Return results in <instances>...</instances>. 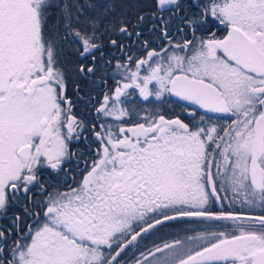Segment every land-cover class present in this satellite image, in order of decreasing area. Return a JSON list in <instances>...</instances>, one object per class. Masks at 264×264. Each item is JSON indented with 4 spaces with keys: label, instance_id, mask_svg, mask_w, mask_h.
<instances>
[{
    "label": "snow or ice",
    "instance_id": "1",
    "mask_svg": "<svg viewBox=\"0 0 264 264\" xmlns=\"http://www.w3.org/2000/svg\"><path fill=\"white\" fill-rule=\"evenodd\" d=\"M0 264H264V0H0Z\"/></svg>",
    "mask_w": 264,
    "mask_h": 264
}]
</instances>
